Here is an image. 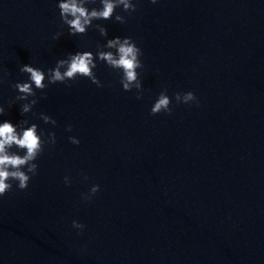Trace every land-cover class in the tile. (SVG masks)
Segmentation results:
<instances>
[{"label":"clouds","instance_id":"1","mask_svg":"<svg viewBox=\"0 0 264 264\" xmlns=\"http://www.w3.org/2000/svg\"><path fill=\"white\" fill-rule=\"evenodd\" d=\"M95 2L96 0H58L60 19L64 25L68 26L69 35L86 34L88 28L93 26L94 20H110L115 17V21L125 23V17L116 13L118 7L122 6L123 11L128 13L136 11V4L133 3V0H100L102 7L99 9L95 7L89 9L86 6ZM151 3H157V0H151ZM95 28L101 36L107 37L108 32L105 26L96 24ZM59 36L60 33H57L53 38L58 39ZM105 48L108 50H104ZM142 54V50L131 37L116 36L108 39L107 43L95 54L87 50L77 51L75 54L69 53L67 58L59 59L55 67L48 69L47 73L31 64H23L19 70L28 75V80L11 85L18 90V95L10 103L27 101L20 108L21 115L27 114L32 111L38 100L43 98V96L37 97L36 90L43 93L49 84L63 83L67 85L68 81H75L77 77L87 78L97 87H103L104 85L94 72L97 67V59L122 73L120 83L124 91H132L133 88L140 90L141 81L138 69L143 68L140 59ZM46 80L47 83H45ZM0 83H3L2 77H0ZM29 97L32 99L29 100ZM141 98L142 91H137V99ZM175 100L178 104L198 103L196 95L191 91L177 92ZM171 104L172 99L166 94V90L162 91L151 107L150 114L157 115L161 112L171 114ZM4 113L5 108L0 106V115ZM39 118L45 123L56 124L52 117L44 113H40ZM28 124L27 120L22 121L19 125L7 120L0 122V198L13 190V182H16L18 189L26 190L32 176H35L38 171V165L34 161L44 151L46 144H55L56 142L55 133H49L47 139H44L38 131L36 123L24 126ZM68 131H71V126ZM69 140L75 145L80 143L79 139L74 136L69 137ZM13 148L19 151H12ZM20 152H23V155ZM64 180L66 184L70 183L67 176ZM99 190L98 184L93 185L89 193L83 196V199L90 201ZM72 226L82 230L85 227L75 220L72 222Z\"/></svg>","mask_w":264,"mask_h":264}]
</instances>
